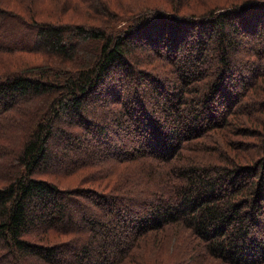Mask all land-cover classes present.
Here are the masks:
<instances>
[{
	"label": "trees",
	"instance_id": "1",
	"mask_svg": "<svg viewBox=\"0 0 264 264\" xmlns=\"http://www.w3.org/2000/svg\"><path fill=\"white\" fill-rule=\"evenodd\" d=\"M41 1L0 0V122L15 114L0 134V159L10 154L15 160L0 177V264H23L26 255L35 258L32 264H134L129 256L151 232L160 245L155 262L166 264L159 234L171 225L189 228L196 244L178 246V258L167 264L188 258L192 264H264V25L249 30L256 43L238 61L227 47L236 50V37L248 30L238 16L247 7L264 9V0L205 12L170 0L123 16L113 1L91 0L98 15L88 22L46 12ZM63 1L68 8L71 0ZM155 12L188 25L194 48L172 42V50L186 52L185 61L165 53L164 43L160 51L152 42L138 43ZM12 25L27 32L13 31L16 41L9 43L3 38ZM33 31V42L22 43ZM76 37L89 39L83 51ZM27 51L46 61L14 66L13 58ZM210 51L215 59L206 65ZM112 71L114 131L121 127L133 137L121 141L122 134L107 151V113L90 115L85 105ZM31 99L33 107L18 111ZM67 109L78 120L54 130ZM84 128L94 133L86 146H61L67 135L80 139ZM120 145L126 147L118 152ZM49 156L57 162L50 164ZM122 163L132 171L117 170ZM49 164L68 172L56 175ZM67 173L78 174V183L64 178ZM37 215L44 227L33 223ZM50 230L82 235L53 238ZM176 238L181 243L184 231Z\"/></svg>",
	"mask_w": 264,
	"mask_h": 264
},
{
	"label": "rangeland",
	"instance_id": "2",
	"mask_svg": "<svg viewBox=\"0 0 264 264\" xmlns=\"http://www.w3.org/2000/svg\"><path fill=\"white\" fill-rule=\"evenodd\" d=\"M109 1H111V3H112V1L114 2V3H112V6H113L112 9L115 10V12H117L118 14L123 16V15H128V14L133 15L135 13L136 14L141 13L142 10H145L149 6H155L156 7L157 5H160L163 3H164V5L168 6L170 0H109ZM57 2H58V3H56L57 5H55V4L52 5V2H49V0H42L40 7H41V9L45 10L46 12L57 14V15L59 14L62 17H64V12L66 13V16L73 15V16H75L73 18V20H75V21H79V20H83V22L92 21L93 20L92 16L95 17L96 15H98V14H96L97 9H94L91 0H88L87 3H86V1H84V3H83L80 0H71V4L68 8H67V5L65 4V2L63 0H57ZM176 2H177L178 6L180 4L183 6L184 4H187L186 2H188L197 11L199 10L201 12H205V11H208V9H211L213 7H216V6H232V5H234V3L235 4H240V3L242 4V3L246 2V0H176ZM184 6H186V5H184ZM19 12H21V9L19 10ZM245 12L246 13H243L240 16H238L240 18V20H238V24L242 25V23H244V24L248 23L249 26L248 27L246 26L248 28V30L247 29H245V31L241 30L242 35H239L238 37H236V39H237L236 42L239 43L236 46V50L232 49V46L229 44L227 46L229 48L228 49L229 50L228 51L229 56L231 58L233 57V58L237 59V61L239 60L238 58L245 56L247 51L250 50L249 46L251 43H252L251 47L253 46L254 43H256V41L252 37V35L249 34V30L251 28L260 29V28H263L262 25H264V9L263 8H260V6H257V5L255 6V9H252V7L251 8L247 7V10ZM22 14L26 18L30 19L28 17V14L25 13L24 11ZM150 14L151 15L149 16V18H151L155 15L157 17H155V19H154L155 21L152 23V25H149L148 28H146V29L143 28L144 33L142 32L143 34L139 35L138 41H141V42H138V43L140 45H141V43L148 45L150 42H152V44H154V48H153L154 51L155 50H159V51L163 50L164 48H162L163 47L162 43H164L165 53H169L170 55L176 54L175 55L176 60H178V61L184 60L185 61L187 59L186 58V52L184 53L183 50H179V51L172 50V46H173L172 42L174 41V39H176V41L179 40V42L183 43V41L185 40L186 43L184 41V45L185 46H191L190 42H193V40H195V38H193V36H191V32L189 31L190 29L187 28L188 25L186 23L174 21L175 18L170 16V15H167V13L162 14V13L155 12V13H150ZM171 15H173V13ZM55 21H57V20H55ZM184 24H185V26H184ZM241 27H243V26H241ZM11 29H12V31L6 35V38H3L5 40H8L9 43L12 42L14 39L13 31L27 32V30H26L27 28L23 27V25H18V26L12 25ZM29 34L31 36L29 38L26 37L22 43H26L28 41L30 43H32L34 36H37L34 31L30 32ZM0 38H2V37H0ZM75 39L77 41V44H79L78 45L79 51H83L84 48L86 47V45H88L87 43H88L89 39L83 40V38H81V37L80 38L76 37ZM154 40L156 41V43L155 42L153 43ZM15 41H13V42H15ZM160 42H161V44H160ZM245 45H246V47H245ZM193 48L194 47H192V49ZM193 56H194V52H193ZM211 56H212V59L213 58L215 59V53H213V51L209 52V57L204 62V63H206V65L209 64V62H210L209 59H211L210 58ZM191 58L193 59L194 57L191 56ZM13 61L15 64L14 66H18L21 64V67H29L32 64H37V63H40L41 61H46V57L41 53H34L31 51H27V53H19L18 55H16V57L13 58ZM210 67L212 68V66H210ZM115 76H116V74L114 75L113 71L110 72L106 78H104V76H103L100 83H98L97 89H95L92 92V94L88 97L86 105H85V110L90 115H92L94 112L96 114H99V113L106 114L107 113L105 116V121H106V125L110 131V133H109L110 137L108 138L109 139L108 141L111 143V144H109V146H107L108 147L106 149L107 151L113 150L112 147L114 145L112 144V141L117 140V142H118L117 144H119L120 140L122 141L124 139H129V138L133 137V135H129L125 129L122 130L121 127L117 128L118 131H116V132L114 131V128H116L118 126L117 125L115 126L116 122L112 119L113 117H112V111L111 110H113L114 107L112 105V99L110 97L115 96L117 94V91H118V86L116 85V81L114 79ZM145 85H146V83L143 82L142 86H145ZM124 91L125 90H123V92ZM96 98H99V99H96ZM119 100L120 99H118V98L116 99V101H119ZM33 102H34V100L31 99L27 105H25L23 103V105L18 109V111L21 110V112H24L27 109H30L31 107L34 106ZM94 102L97 104V106H96V110L93 111L91 106ZM141 107H142V105H141ZM14 115L15 114H9V117L6 116L0 122V134L1 135L6 134V132L8 131V130L6 131V129L8 128V125H9L8 120H9V118L11 119V116H14ZM4 116H5V114H4ZM60 116H61L60 120H61L62 124L57 123L58 124L57 125L54 123L53 124L54 130H56L58 127L61 128V126L64 124L67 125L70 122H76L78 120V118H76L74 116V113L69 109L64 110L63 112H60ZM86 119L89 120V117H87ZM69 120H71V121L69 122ZM13 124L14 123H12V126H13ZM84 129L83 130L81 129L83 132V136L80 139H79V137L68 136V135L65 138H62L60 140L61 146H64L65 143L68 144V142L72 143L73 147H74V145L76 146L77 144H80V143H81V145L86 146L87 143L92 141L91 137H93L94 133L91 130V128H87L85 130ZM74 133L78 134V136H80L78 132L74 131ZM89 133H91V134H89ZM85 134L90 136V137H87L86 140H85V137H86ZM122 134H124V137L122 139H120ZM128 136H130V137L128 138ZM16 140H17V138L14 139L13 141L11 139L12 143H14ZM244 141H246V140H244ZM129 142L131 144L133 142V140L130 139ZM139 143L140 142L136 141V145H138ZM53 146H55V144H53ZM125 147L126 146L121 147V145H120L116 149H118L117 150L118 152H121L123 150V148H125ZM114 151H116V150H114ZM9 155L10 154L3 155L2 158L0 159V161H1V163H0V177L6 176V173L8 172L9 168L11 167V164H13L15 161L14 159H10ZM81 157L83 159H85L87 157V155L81 154ZM49 158L50 159L48 161L50 164H53V162H57V161H55L56 157L49 156ZM126 164L127 163H122L121 165H118V167H116V168H118L117 170L121 171L122 173L126 172L125 169L130 170L129 168H132V167L127 166ZM107 165L113 166L114 162L113 161L110 162V160H109V161H107ZM50 168L54 170L53 172H54V174L56 173V175H60V174L63 175V171L68 172L67 169L61 168L60 166H58V164L56 167L53 165L52 166L50 165ZM88 168H90V169H87L84 173H87L88 171L92 170L91 166ZM92 168H95V167H92ZM59 170H62V171L58 172ZM130 171H132V170H130ZM82 173L83 172H81L80 176H82ZM67 175L68 176H66L64 178H66V179L69 178V179L74 180L73 182L75 184L78 183L77 179L80 178V177L78 178V174H76V173H69L68 174L67 173ZM113 177H115V176L113 175ZM66 181H68V180H64V182H66ZM98 182H102V180H99ZM114 183H115V181L111 182V184H109V186H113ZM66 185H68V184H66ZM84 187H85V185H84ZM33 223L38 228L44 227V224H45L44 220H42L38 215L36 218H34ZM180 230L184 231V233H185V238L181 243L178 242V240L176 238V234H177V232L179 233ZM190 232H191V230L189 228H184V227L179 228L178 226H175V225H171L170 228L165 227L162 230V232H160L159 237H161L163 234V240H165V245L163 246L162 250H163V261L166 264L170 262L172 257L175 256L178 258V255L176 253L178 246L188 244L187 240H191V239L192 240L189 242V244L191 246H194L196 244V241H195V239H193V236L190 234ZM50 233H52L51 237L56 236L57 238H67V239L74 238L78 235H82L81 233H78L77 235L69 234V233L67 234V233H62V232L59 233L57 230H50ZM154 235H155L154 232L149 233V235H148L149 238H147L149 240L142 242L143 243L142 245H139V247L135 248L133 250L134 251L133 254L131 253L128 260L129 261L133 260L135 263L138 264V262L141 259V260H145L147 263L153 262L154 264H156L157 263V262H155L157 260L156 251L158 250L157 247L160 245H158V241L156 242ZM186 237H187V239H186ZM82 238H84V237H82ZM98 244H100L99 239L97 240V242L95 243L94 246L99 247ZM146 245H147V247H146ZM159 251H158V257H161V254L159 253ZM169 254H170V256H169ZM169 258H170V260L168 261ZM27 259L30 260L31 264L33 263V260H35V258H33V257L31 258L30 256L26 255L25 258L21 260L22 263L25 264V262H23V261L27 260ZM209 260L210 261L208 262V264H211V263L212 264H223L221 261H218L216 259H209ZM186 263L192 264V263H194V261L192 262V260H190L188 258L186 260Z\"/></svg>",
	"mask_w": 264,
	"mask_h": 264
}]
</instances>
